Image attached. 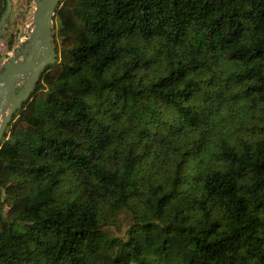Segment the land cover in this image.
<instances>
[{"label":"trees","instance_id":"trees-1","mask_svg":"<svg viewBox=\"0 0 264 264\" xmlns=\"http://www.w3.org/2000/svg\"><path fill=\"white\" fill-rule=\"evenodd\" d=\"M52 33L0 264H264V0H59Z\"/></svg>","mask_w":264,"mask_h":264},{"label":"water","instance_id":"water-1","mask_svg":"<svg viewBox=\"0 0 264 264\" xmlns=\"http://www.w3.org/2000/svg\"><path fill=\"white\" fill-rule=\"evenodd\" d=\"M33 22L35 29L29 39V52L20 62L3 63L0 69V142L14 111L31 95L42 71L55 61L52 45L53 17L59 0H35ZM11 12V1L6 0V8L0 17V37ZM18 54V53H17ZM22 84L20 88L18 85ZM10 107L8 109H5Z\"/></svg>","mask_w":264,"mask_h":264},{"label":"rangeland","instance_id":"rangeland-1","mask_svg":"<svg viewBox=\"0 0 264 264\" xmlns=\"http://www.w3.org/2000/svg\"><path fill=\"white\" fill-rule=\"evenodd\" d=\"M11 12L3 27L1 45H5L11 42V48L4 50V46L1 48L2 56L1 61L8 63L11 57L19 54L18 58L22 59L21 50H24L28 45L29 39L32 37V33L35 29L33 22V14L35 9V0H10ZM5 63V64H6ZM22 84L18 85L20 88ZM2 117H0V123Z\"/></svg>","mask_w":264,"mask_h":264},{"label":"bare ground","instance_id":"bare-ground-1","mask_svg":"<svg viewBox=\"0 0 264 264\" xmlns=\"http://www.w3.org/2000/svg\"><path fill=\"white\" fill-rule=\"evenodd\" d=\"M29 42H31V40H29ZM28 52H29V48L27 47V49L25 50V51H22L21 52V56H22V59H24L25 57H26V55L28 54ZM19 54H16L15 56H13V57H11L10 58V60H9V63L11 62H20L22 59H19L18 56ZM8 108H10V107H7V108H5V109H8Z\"/></svg>","mask_w":264,"mask_h":264}]
</instances>
